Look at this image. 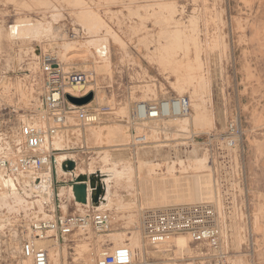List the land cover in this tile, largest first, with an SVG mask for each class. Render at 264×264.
Returning a JSON list of instances; mask_svg holds the SVG:
<instances>
[{
  "label": "rangeland",
  "instance_id": "1",
  "mask_svg": "<svg viewBox=\"0 0 264 264\" xmlns=\"http://www.w3.org/2000/svg\"><path fill=\"white\" fill-rule=\"evenodd\" d=\"M88 11L97 16V20L87 22L90 18ZM46 12L48 13L45 14ZM22 19L35 21L36 25L42 23L58 27L65 40L60 37L40 39L32 36L31 40L24 43L13 42L9 38V27ZM0 31V156L6 155L8 151L12 153L6 147L7 142L15 144L20 138L17 129L13 128V110L18 112L19 119L24 122L30 118L40 121L45 94L41 71L43 57H52L66 72L93 71V62L97 61L104 65L110 64L106 73L93 71L97 78L87 88L103 97V101H95L94 97L89 108L108 106L110 113L103 116L99 123L87 128L86 138L95 153L90 158L105 151L114 152L118 158H125L120 165L123 180L116 188L119 195L116 200H122V211L121 208L101 210L107 211L111 217L110 233L101 235L91 229V236L79 237L91 250L90 264L98 257L95 251L97 248L101 251L113 249L111 240L115 235L126 234L127 238L132 235L135 229L128 223L129 215L134 216L132 219L139 228L143 210L203 201L213 194L214 185L222 204L219 213L226 231L229 230L228 226L232 230L233 225H238L241 230L242 241L239 248L235 249L231 245L227 248L225 245L230 254L228 264H264V0H80L78 3L77 0H37V3L35 0H0ZM70 42H73L72 49L63 51L60 45ZM94 43L102 47H96L98 45L95 46ZM65 52L69 57L64 56ZM162 52L166 55H162ZM171 57H177V60H183L184 63L188 59L194 62L191 64L195 66V72L185 70L186 74L182 75L184 79L180 85L184 86L176 83L177 77L171 70L166 71L160 65ZM192 83L203 102L193 94V87L190 86ZM204 83L208 84L207 88L210 90L203 86ZM200 86L205 90L201 92ZM175 96L188 97L191 107L195 104L191 110L194 124L191 122L188 129H182L180 126H184V123L175 128V123L166 125V121L158 122L157 127L161 130L149 131L151 144L133 150L129 122L135 105ZM236 119L241 122L243 139L236 150L228 152L214 137L224 133L227 125ZM162 127L166 133L162 131ZM170 129L174 131L171 132ZM111 130L122 133V138L113 140ZM98 131L104 135L96 134L95 137L93 133ZM138 131L141 132V129ZM60 142L56 143L58 148L61 147ZM16 153L17 150L13 149V154ZM161 155L164 157L161 158ZM166 155L171 158L179 157L186 162L177 161L173 165L172 162L163 161ZM196 155L208 158L210 167L206 173L190 170V159ZM57 159H64V155H57ZM112 159L108 158L106 163L102 162L98 167L106 169L113 163ZM85 162L86 160L82 161L81 165H85ZM186 170H189L186 176H181ZM181 177L183 184H200L203 190L192 189L186 191L192 192V195L155 199L159 202L156 205L143 204L141 195L146 182L153 183L154 178L155 182L156 178L158 182L168 181L158 189L165 191L170 189L171 178L177 180ZM23 180L27 178L12 181L14 189L21 195V202L11 199L12 211L4 203H0V264H20L22 255L19 251L14 255L11 249L21 248L23 238L15 246L11 245V230L26 233V223L35 221L42 209L43 201L40 202L39 196L31 194L29 181ZM182 188L185 190V187ZM61 189L60 197L69 195ZM48 192L50 191L40 193L50 201L54 196L53 189L51 188V194ZM123 202L127 204L124 205ZM26 205L31 208L24 209ZM116 205L117 203L114 204ZM51 210L43 209L49 216L47 219L53 217ZM62 210L67 215L68 205L63 203ZM254 222L260 225L259 230L252 229L250 233L249 227L255 226ZM77 235L80 236L78 233ZM128 243L129 241H125L122 245ZM76 247V243L66 246L65 256H62L63 264H87L82 258L79 259ZM194 247L197 249L193 258L200 249L199 245ZM238 252L241 253L239 259L236 258ZM168 254L158 256L146 252L145 259L150 257L161 260L162 264L169 263L171 259L180 264L177 260L185 259L182 264H195L191 256L182 258L176 257L174 253L173 256Z\"/></svg>",
  "mask_w": 264,
  "mask_h": 264
},
{
  "label": "built area",
  "instance_id": "2",
  "mask_svg": "<svg viewBox=\"0 0 264 264\" xmlns=\"http://www.w3.org/2000/svg\"><path fill=\"white\" fill-rule=\"evenodd\" d=\"M41 71L44 77V111L39 115L43 123L24 122L19 114L13 110V128L19 133L21 152L16 154L8 151L0 156V176L9 181H19L27 178L32 192L33 177L37 182L43 178L47 168H52L54 160L60 150L54 148L53 142L64 129L71 127L70 119L76 121L74 128H83L99 123L103 116L110 113V108L75 106L67 96L75 98L86 97L92 91L87 88L95 81L93 71L66 72L52 57H43ZM74 91L78 95L69 92ZM95 97V93H94ZM191 112L190 100L186 96H175L154 101H143L135 105L129 125L132 128L133 150L148 146L147 136L149 130L142 128V124L154 121L186 117ZM34 121V122H33ZM141 129V132L138 131ZM217 143L222 144L228 152L236 150L242 143L243 131L239 119L231 121L226 131L215 135ZM13 154V155H12ZM33 180V181H34ZM37 196L33 192L31 193ZM86 207V206H85ZM90 209L80 214L53 215L50 219H36L30 225V235L22 233L21 255L32 259L33 264H51L48 251L37 246L38 240L57 236L60 241L70 238L79 230L92 229L104 235L112 230L111 217L107 211H99L87 205ZM141 229L145 244L148 248H158L171 242L180 235L188 236L192 244L199 245L200 249L194 257L196 264H228L230 254L224 240V225L219 209L214 203L203 202L169 206L142 211ZM21 234V233H20ZM173 256V252L167 251ZM147 264H162L161 260L147 257ZM182 264L185 259L177 260ZM93 264H138L134 251L129 246L113 248L95 259ZM166 264H176L169 260Z\"/></svg>",
  "mask_w": 264,
  "mask_h": 264
},
{
  "label": "bare ground",
  "instance_id": "3",
  "mask_svg": "<svg viewBox=\"0 0 264 264\" xmlns=\"http://www.w3.org/2000/svg\"><path fill=\"white\" fill-rule=\"evenodd\" d=\"M36 1V3H37V0H35ZM80 0H77V3L79 2ZM34 1H32L31 3H33ZM41 2H44V1H41ZM50 2V1H49ZM76 2V1H75ZM46 3V2H45ZM44 3V4H45ZM72 3H74V2H72ZM81 3V2H80ZM34 4V3H33ZM70 4V3H69ZM69 4H67V5H69ZM35 6V5H34ZM72 6V5H71ZM74 6V5H73ZM137 6V5H136ZM226 6V5H225ZM76 8V7H75ZM149 8V7H148ZM147 8V9H148ZM153 8H154V6H153ZM146 9V8H145ZM54 10V9H53ZM151 10H153V9H151ZM93 11V10H92ZM55 13H56V10L54 11ZM42 13V12H41ZM48 12H46L45 14H47ZM59 13V12H58ZM57 13V14H58ZM81 13H84L83 11L81 12ZM80 13V14H81ZM49 14H50V11H49ZM53 13H51V15H52ZM85 14V13H84ZM89 16H88V15ZM87 16L88 17H90L88 20H87V22L88 21H91V22H94V20H97V16L95 17V15L90 11H88L87 12ZM86 15H84V16H86ZM78 16V15H77ZM83 16V15H82ZM82 20V19H81ZM231 20V19H230ZM83 21H84V19H83ZM81 22V21H80ZM86 22V21H85ZM85 22H84V24H85ZM230 22V21H229ZM37 23V22H36ZM36 23H35V21H32V20H29V19H22V20H20V21H18L17 23H15V24H12L10 27H9V38H10V40L11 41H13V42H22V43H24V42H26V41H29V40H31V37L33 36V37H38V38H40V39H43V38H47V39H55V38H57V37H60L62 40L64 39V35L63 36H61V34L59 33V28L57 27V28H55V27H53V26H51V25H42V23H40V24H38V25H36ZM184 28V27H183ZM180 30V29H179ZM4 32V31H3ZM2 32L0 31V34H1ZM58 33V34H57ZM174 33V32H173ZM66 35V34H65ZM115 37L117 38V36L115 35ZM60 38H57V39H60ZM120 39V38H119ZM118 39V40H119ZM173 38H171V40H172ZM188 39V38H187ZM187 39H186V41H187ZM65 40V39H64ZM115 41H117V40H115ZM175 41V40H174ZM118 42V41H117ZM189 42V41H188ZM64 43V42H63ZM72 43L73 42H70V43H65V44H62V45H60V46H62V48H63V51L65 50V51H67L68 52V50H70V49H72ZM206 43V42H205ZM14 44V43H13ZM122 44V43H121ZM124 44V43H123ZM175 44H177V43H175ZM203 44V43H202ZM54 45H56V44H54ZM94 45L96 46V45H98V46H96V47H99V48H101L102 47V45H99V44H95L94 43ZM174 45V44H173ZM193 45V44H192ZM19 46V45H18ZM25 46V45H24ZM27 46V45H26ZM57 46V45H56ZM122 46V45H121ZM54 47V46H53ZM58 47V46H57ZM124 47V46H123ZM186 47V46H185ZM19 48V47H18ZM21 48H23V47H21ZM20 48V49H21ZM28 48V47H27ZM60 48V47H59ZM122 48V47H121ZM120 48V49H121ZM165 48V47H164ZM180 48V47H179ZM162 49V48H161ZM175 49H176V47H175ZM112 50V49H111ZM114 50V49H113ZM163 50V49H162ZM187 50V49H186ZM196 50V49H195ZM197 50H198V48H197ZM13 51V50H12ZM54 51V50H53ZM62 51V52H63ZM122 51V50H121ZM164 52L166 51V50H163ZM172 51V50H171ZM174 51V50H173ZM177 51V50H176ZM114 52V51H113ZM57 53H58V51H57ZM70 53V52H69ZM116 53V52H115ZM123 53V52H122ZM126 53V52H125ZM159 53V52H158ZM172 53V52H171ZM207 53V52H206ZM15 54V53H14ZM169 54V53H168ZM211 54V53H210ZM116 55V54H115ZM125 55V54H124ZM159 55V54H158ZM157 55V56H158ZM162 55H166V53L165 54H163V52H162ZM174 55V54H173ZM58 56V55H57ZM64 56H66V52H65V55ZM160 56H161V53H160ZM160 56H158V57H160ZM171 56H172V54H171ZM175 56H177V55H175ZM188 56V55H187ZM201 56V55H200ZM210 56V55H209ZM15 57V56H14ZM66 57H69V56H66ZM218 57V56H217ZM11 58V57H10ZM13 58V57H12ZM37 58V57H36ZM64 59H65V57H63ZM160 58H163V56L162 57H160ZM166 58H167V56H166ZM165 58V59H166ZM177 57H171L170 59H166L167 60V62L166 63H163V62H161V67H163L166 71H169V70H171L172 71V73L177 77V84L178 85H180V84H183V79H184V77L182 76L184 73H185V70H187V71H189V72H191V71H194L195 72V66H193L191 63L193 62H191L189 59H188V62L187 63H184L183 62V60H180V59H176ZM184 58V57H183ZM185 58H187V57H185ZM184 58V59H185ZM199 58H201V57H199ZM211 58V57H210ZM215 58V57H214ZM79 59H81V58H79ZM83 59V58H82ZM119 59V58H118ZM123 59V58H122ZM164 59V58H163ZM196 59V58H195ZM218 59V58H217ZM84 60L86 61V59L84 58ZM158 60V59H157ZM166 60H164V62L166 61ZM96 61H97V59H96ZM160 61V60H159ZM83 62V61H82ZM90 62V61H89ZM93 62V61H92ZM92 62H90V63H92ZM114 63V62H113ZM158 63H160V62H158ZM194 63V62H193ZM10 64V63H9ZM86 64V63H85ZM112 64V63H111ZM82 65V64H81ZM93 65H94V70L95 71H97V72H99V73H106V71L108 70V67H109V65H104V64H102V63H100L99 61H97V62H93ZM32 67V66H31ZM201 67V66H200ZM205 67V66H204ZM33 68V67H32ZM36 69V66L34 67V70ZM203 69V68H202ZM222 69V68H221ZM93 70V71H94ZM197 70H198V67H197ZM201 70V69H200ZM68 71V70H67ZM199 71V70H198ZM34 72H36V71H34ZM111 74V73H110ZM186 74V73H185ZM189 74V73H188ZM195 75V74H194ZM204 75V74H203ZM192 76H193V74H192ZM205 76V75H204ZM209 76V75H208ZM200 77H202V76H200ZM97 78V77H96ZM191 78V77H190ZM189 78V79H190ZM193 78V77H192ZM209 79H207V81H208ZM188 81V80H187ZM203 81H204V79H203ZM203 81H201V82H203ZM211 81V80H210ZM209 81V82H210ZM97 82V81H96ZM205 82V81H204ZM209 82H207V83H209ZM18 83V82H17ZM200 83V82H199ZM172 84V83H171ZM187 84V83H186ZM198 84V83H197ZM202 84V83H201ZM200 84V85H201ZM11 85V84H10ZM18 85V84H17ZM206 86V88H207V85H206V83H204L203 84V86ZM180 86H184V85H180ZM191 87H193V90H194V95H195V97H197L198 98V100L200 101V102H203V100H202V96L199 94V93H197V88H196V86L194 85L193 86V83H192V85H190ZM202 86V85H201ZM201 86H200V91L201 90H205V88L203 87V89H201ZM90 87V86H89ZM147 87V86H146ZM175 87V86H174ZM210 87V86H209ZM92 88H93V86H92ZM155 88V87H154ZM178 88V87H177ZM16 89H18V87L16 88ZM90 89V88H89ZM207 90H210V89H208L207 88ZM87 91H90V90H87ZM69 92L70 93H72V94H74V95H78L77 93H75L74 91H71V90H69ZM180 92H182V91H180ZM202 92V91H201ZM207 93H209V92H207ZM211 93V92H210ZM96 95H95V101H103V97H102V94L100 95V93H95ZM152 94H153V92H152ZM206 96V95H205ZM135 100V99H134ZM197 100V99H196ZM195 105V104H194ZM194 105H192V107L194 108ZM89 107L90 106V104H87V105H85V107ZM191 106V105H190ZM192 107H191V110H192ZM195 108H197V106H195ZM199 109V108H198ZM192 112V111H191ZM191 112H190V114L188 115V116H186V117H180V118H174V119H168V120H164V121H154V122H152V123H147V124H142V128H145V129H148L149 131H154V130H157V129H159V127H157V123L158 122H165L164 124H166V125H168V124H171L172 125V123H175V128L177 127V125L179 124V125H181L182 123H184V126L183 125H181L180 127L183 129V127L184 128H186V129H188L187 127H189V124L192 122L193 124H194V121H193V117H192V115H191ZM203 116V115H202ZM110 117V116H109ZM71 120H74V118L73 119H70V121H69V125L71 124L70 122H71ZM41 121V120H40ZM39 121V122H40ZM75 121V120H74ZM203 121V120H202ZM220 121V120H219ZM34 123H37V122H34ZM40 123H42V122H40ZM177 123V124H176ZM223 123V122H222ZM43 124V123H42ZM192 124V125H193ZM151 125V126H150ZM223 125V124H222ZM92 126V125H91ZM173 126H174V124H173ZM169 127V126H168ZM69 129V128H68ZM67 129V130H68ZM173 129V128H172ZM65 130V129H64ZM100 130V129H99ZM159 130H161V129H159ZM164 130V127H162V131ZM166 131V130H165ZM170 131H171V129H170ZM169 131V132H170ZM172 131H174V130H172ZM171 131V132H172ZM176 131V130H175ZM157 132V131H156ZM164 132V131H163ZM65 133V132H64ZM164 133H166V132H164ZM68 136V135H67ZM101 136V135H100ZM63 138V133H60V135L55 139V141L53 142V144L54 145H57L56 143H58V142H60L61 141V139ZM111 138H114V136H111ZM67 141H68V138H67ZM147 143L149 144L150 143V140H149V134H148V136H147ZM151 144V143H150ZM7 148H9V150H13V149H16V150H18V152L20 153L21 152V145H20V141L18 140V142H16L14 145H7L6 146ZM123 147V146H122ZM145 147H147V146H145ZM159 148V147H158ZM207 150V149H206ZM156 151H158V149L156 150ZM17 152V153H18ZM151 152V151H150ZM207 152V151H206ZM18 153V154H19ZM100 153V152H99ZM115 153H117V152H115ZM119 153H120V151H119ZM122 153V152H121ZM162 156V157H161ZM160 157L161 158H163L164 156L163 155H161ZM110 157H112L113 159H112V162L113 163H111V164H109L108 165V167L106 168V169H102V168H100V167H98V165H100L102 162H105L106 163V161H107V159L109 158L110 159ZM123 157H125V156H123ZM69 158V157H68ZM160 159V158H159ZM62 160H64V159H59L58 161L60 162V164H61V161ZM125 160V158H122V157H120V158H118L117 157V155L116 154H114V152L113 153H111L110 151H105V152H102V153H100V155H98L97 156V158L96 159H94L93 161H92V163H91V165H90V174H93V173H96V172H99V173H101L105 178H104V184L106 185V188H107V196H106V202L105 203H102L98 208H97V210H99V211H101V210H103V209H118V210H120V208L122 207L121 205L122 204H120V202L122 201H119V200H116L117 199V197L119 196L118 195V192H117V190H116V188H117V186H119L120 185V183H121V181L123 180L122 179V172H123V170H120V165H121V163L123 162ZM126 161H127V159H126ZM163 161H167L168 163L169 162H172V164L174 163H176L177 161L178 162H180V163H183V162H186L185 160H183V159H181V158H179V157H177V158H171L170 156H167L166 155V157L163 159ZM173 164V165H174ZM189 164H190V170L192 171V170H195V171H198V172H200V173H206V171L209 169V165H208V158L206 157V156H198V155H196V156H193V158L192 159H190V162H189ZM97 168L98 169H100V170H98V171H96L97 170ZM171 168H173V167H171ZM47 169H49V168H47ZM169 169V168H168ZM183 169H185V168H183ZM96 171V172H95ZM185 171V170H184ZM188 171L189 170H186V172H184L181 176H186V174L188 173ZM171 172V171H170ZM211 172V171H210ZM76 173H85V169L84 168H78V170L76 171ZM58 174L59 175H68V173H65L63 170H59L58 171ZM171 174V173H170ZM148 175V174H147ZM151 176L153 175V174H150ZM155 175V174H154ZM212 175V174H211ZM137 177V176H136ZM156 177V176H155ZM182 178L183 177H181L180 179H178L177 178V180H175V179H173V178H171V181H170V189H167V190H165V191H160V190H158V189H161L162 188V186H164V184L165 183H167L168 181H163V182H158V180H157V178H156V181L158 182H155L154 181V179L152 180V179H150V180H152L153 181V183L152 182H146V184H145V186H144V189L142 190V201H143V204H147V203H149V204H153V205H156L157 203H159V202H157L156 200L157 199H168V198H172L173 196H183L182 194H190V193H192V192H189V193H187L186 191H190V190H192L193 189V191H202L203 189H202V185H197V186H193L192 184L190 185H187L186 183L185 184H183V180H182ZM185 179V178H184ZM145 180V179H144ZM149 180V181H150ZM164 180H166V179H164ZM26 181H28V180H26ZM26 181H24V182H26ZM143 181V180H142ZM160 181V180H159ZM51 173L48 171V175H46L45 177H43V182H42V184L40 185V186H37V187H34L33 188V191H34V194L36 193V195H37V197L39 196V197H41V194L42 193H40V192H45V193H47V191L49 190L50 192H48V194H51V188H52V185H51ZM127 182V181H126ZM129 183V182H128ZM130 183H131V181H130ZM192 183V182H191ZM25 184V183H24ZM141 184H142V182H141ZM26 186V185H25ZM157 186V187H156ZM182 186L183 187H185V190H183V188H182ZM11 187H13V189H11ZM14 187H15V184H14V182H12V181H9L8 179H5L4 177H2V175L0 176V203L2 202V203H4V205L5 206H7L8 207V209L9 210H13L12 209V207L10 206V200L11 199H15L16 201H20V200H22L20 197H19V195H18V193L19 192H17L15 189H14ZM129 187H132V186H129ZM134 187V186H133ZM21 188V187H20ZM18 189V188H17ZM30 190V189H29ZM62 191H67L69 194H71V193H73L72 191H71V189H69L68 187L67 188H65V189H61ZM141 190V189H140ZM24 192V191H23ZM25 193H26V191H25ZM29 195V194H28ZM31 195V194H30ZM43 195H45V194H43ZM190 195H192V194H190ZM21 196V195H20ZM25 196H27V195H25ZM121 196V195H120ZM134 196V195H133ZM30 197V196H29ZM126 197V196H125ZM122 198V197H121ZM120 198V199H121ZM184 198H186V199H189V198H191V197H184ZM119 199V198H118ZM123 199V198H122ZM156 199V200H155ZM124 200V199H123ZM185 200V199H184ZM25 201V200H24ZM187 201H189V200H187ZM21 202V201H20ZM128 202V201H127ZM203 202H209V203H214L216 206H217V208L219 209V211H220V207H222V204H220L221 202H220V200H218V197H217V195H216V191H215V185H214V187H213V194L211 195V196H209L207 199H204L203 201H198V202H192V203H178V204H174V205H168V206H166V205H163L162 207H169V206H177V205H186V204H197V203H203ZM17 203V202H16ZM27 203V202H26ZM25 203V204H26ZM33 203V202H32ZM36 203H37V201H36ZM115 203H117V205L116 206H114V204ZM124 203V202H123ZM125 204H127V203H124V205ZM16 205V204H15ZM79 206H81V204H78ZM130 205V204H129ZM129 205H127V206H129ZM35 206V205H34ZM82 206H84V205H82ZM121 206V207H120ZM25 207H27V205L26 206H24V209H25ZM28 207H30V206H28ZM27 207V208H28ZM124 207V206H123ZM162 207H160V208H162ZM23 208V207H22ZM31 208V207H30ZM125 208H127V207H125ZM155 208H158V207H155ZM40 209V208H39ZM124 209V208H123ZM128 209V208H127ZM126 209V210H127ZM18 211V210H17ZM26 211V210H25ZM24 211V212H25ZM121 211H122V208H121ZM49 214V213H48ZM221 214L222 215H224L223 214V212H221ZM39 215V214H38ZM49 215H51V214H49ZM115 215V214H114ZM49 216L48 215H44L43 217H41V215H39L38 217H37V219H47ZM134 216L133 215H129L128 216V220H129V222L128 223H130V225L132 224L133 226H134V231L132 232V235L130 236V237H128L127 238V236H126V234L125 235H123V234H118V235H115L112 239L113 240H111V241H113V242H111L112 244L114 243V242H116V244L114 245V246H116V247H120V246H129L133 251H134V253H135V256H136V261L138 262V264H147L146 263V260H145V255H146V252H148V253H153L154 255H165L166 254V252L167 251H169V248H171V250L173 251V253H174V255L176 256V257H182V258H184L185 256H191L192 257V255L194 254V251L197 249L196 247H194V244H192V242H191V239L188 237V236H185V235H180V236H177L176 238H174L171 242H169V243H167V244H165V245H162V246H160L159 248H158V250H157V252H154V248H148V246H147V244H145V242H144V239H143V235H142V229H141V222L139 223L140 224V226H139V228H138V225L137 226H135V220H133L132 218H133ZM7 218V217H6ZM121 218H122V216H121ZM123 218H125V217H123ZM127 218V217H126ZM8 220H9V218H8ZM34 222L33 221H31L30 223H26V227H27V235H30V225H32ZM111 223H112V221H111ZM118 223V222H117ZM254 224H255V226H253L252 228L251 227H249V232L251 233V230L252 229H257V230H259V227L258 226H260V225H258V223L256 224V222H254ZM3 226V225H2ZM262 226V225H261ZM25 227V228H26ZM25 228H24V230H25ZM227 228H229V230L228 231H226V227L224 226V245H226V247L228 248V246H233L235 249H237V248H239L240 247V245H241V241H242V239H241V230H240V228L238 227V225H233L232 226V230H231V226H228ZM257 230H254V231H257ZM261 230V229H260ZM12 231V235H13V241H11V245H13V246H15V244L16 243H18V241H21L22 240V238H23V236L19 233V231H17V229H12L11 230ZM77 233L78 234H80V236L79 235H77ZM76 234H74V235H72L70 238H72V240H75L76 242V245H77V247H76V249H77V251H78V253H79V259H81L82 258V260L84 261V262H86L87 264H90V259H89V256H91L92 254H91V250H89L88 249V245H87V243H85L84 242V240H82V239H80L79 237H81L82 235H92V230L91 229H88V230H79L78 232H77ZM24 234V233H23ZM97 235V234H96ZM98 237H100L99 235H98ZM92 239V238H91ZM257 239V238H256ZM69 240V239H68ZM91 241V240H90ZM125 241H129V243L127 244V245H122V244H125ZM92 242V241H91ZM37 246L39 247V248H41V249H44V250H46V251H48V254H49V257H50V261H53L55 264H57V263H59L58 261H59V258H62V256H65V252H66V245L65 246H61L58 242H57V240H56V238H51V239H49V238H47V239H44V240H38L37 241ZM20 247H18V249L16 248V247H14V249L12 248L11 249V251H12V253L14 254L15 252H18L19 251V253L21 254V248L19 249ZM114 248V247H113ZM258 248L260 249V247L258 246ZM262 248V247H261ZM264 248V247H263ZM258 249V250H259ZM97 250H99V251H101L100 249H96L95 251L97 252ZM262 250V249H261ZM264 251V250H263ZM109 252V251H108ZM11 253V252H10ZM99 253V252H98ZM106 252H103V253H101L100 255H98V257L99 256H101L102 254H105ZM241 253H239L238 252V255L236 256V258L238 257V259L241 257V255H240ZM15 255V254H14ZM19 255V254H18ZM152 255V254H151ZM13 256V255H12ZM17 256V255H16ZM155 257V256H154ZM192 260H193V262H195V260H194V258L192 257ZM90 261V262H89ZM93 262H95V260H93ZM19 263V262H18ZM53 263V264H54ZM20 264H33V260L32 259H27V258H23L22 256H21V259H20ZM61 264V263H60ZM190 264H194V263H190ZM196 264V263H195Z\"/></svg>",
  "mask_w": 264,
  "mask_h": 264
},
{
  "label": "crops",
  "instance_id": "4",
  "mask_svg": "<svg viewBox=\"0 0 264 264\" xmlns=\"http://www.w3.org/2000/svg\"><path fill=\"white\" fill-rule=\"evenodd\" d=\"M26 120V119H25ZM31 120H34V119H27L28 122H31ZM26 121V122H27ZM73 121V120H72ZM70 122L71 125L70 126H73L72 124H77L76 121L73 123V122ZM34 122V121H33ZM35 122L38 123L37 120H35ZM39 124V123H38ZM129 126V125H128ZM89 127V126H88ZM88 127H83V128H74V127H68L69 129L67 130V128L65 130H63V138L61 139V147H57L56 145H54L53 147L60 150L61 153L60 154H63L64 155V160L61 161V164L60 162L58 161L57 159V156L54 160V165L52 168H49V169H46V172L44 173V175H48V171L51 173V185H52V189H53V194L54 196L51 197V200L48 201L47 200V197L45 196H41L39 201L42 202V209H41V212L39 215H47L46 212H43V209H48V210H51V207L53 210H51L52 212V216L53 215H64V211L62 210V204H67L68 205V214H80L81 212H86L90 209V207H85V206H79L78 203H76L75 201V198L73 196V193L67 195V196H64L63 198L60 197L59 195V192H60V189L61 188H65V187H68L69 189H71V191L73 190V186L76 184L77 182V177L79 175H82V174H87L89 175L91 172H90V165L92 163V161L94 159L97 158L94 157V158H90L91 156L93 157V155L95 154L93 152V148H91L89 145H88V142H87V138H86V133H87V128ZM132 131V129H131ZM65 132V133H64ZM111 133L113 134L114 138L113 140L115 139L116 141H118L119 139L122 138V133L118 132L117 130H111ZM96 134H99V135H104V133H100V131L98 132H94L93 135L96 136ZM68 135V136H67ZM67 138H68V141H67ZM16 143V142H15ZM7 145H14L13 142H7ZM58 154V155H60ZM69 157V158H68ZM68 160H72L74 161V163L76 164V169L72 172H69V171H65L63 169V165L66 161ZM86 160V164L85 165H81V162ZM78 168H84L85 169V173H76V171L78 170ZM59 170H63L65 173H68V175H59L58 174V171ZM100 169L97 168L96 171H98ZM95 171V172H96ZM44 176V177H45ZM33 177L30 178V181L33 182ZM23 181H26V180H23ZM73 192V191H72ZM45 205H48L47 207ZM106 209V208H105ZM106 210H110V209H106ZM2 211H0L1 213ZM50 212V211H49ZM64 212V213H63ZM51 238H56L58 243L62 246H68V244L70 243H73V245L75 244V240H65V242L63 243L62 241L59 240V238L57 236H54V235H51ZM68 243V244H67ZM115 244L113 243V247L116 248V246H114ZM112 247V248H113ZM110 251V250H109ZM99 252V253H98ZM103 252H108V251H99L97 250L96 254L97 255H100L101 253ZM91 258V256H89V259ZM97 258V257H96ZM63 258H59V263L57 264H63L64 261ZM63 262V263H62ZM51 263L53 264L54 262L51 261ZM55 264V263H54Z\"/></svg>",
  "mask_w": 264,
  "mask_h": 264
},
{
  "label": "water",
  "instance_id": "5",
  "mask_svg": "<svg viewBox=\"0 0 264 264\" xmlns=\"http://www.w3.org/2000/svg\"><path fill=\"white\" fill-rule=\"evenodd\" d=\"M68 101L75 106H85L94 99V93L88 94L83 98H75L67 96ZM63 169L65 171L72 172L76 169V164L72 160H68L64 163ZM104 176L99 173L82 174L77 177V182L73 186V196L76 203L87 206L90 205L93 208H98L102 203L106 202L107 188L104 184ZM43 182V178H40L37 182L33 181V188L40 186ZM32 188V192L34 193ZM36 194V193H35Z\"/></svg>",
  "mask_w": 264,
  "mask_h": 264
}]
</instances>
